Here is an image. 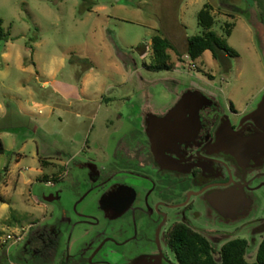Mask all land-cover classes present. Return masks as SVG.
I'll list each match as a JSON object with an SVG mask.
<instances>
[{"label": "rangeland", "instance_id": "1", "mask_svg": "<svg viewBox=\"0 0 264 264\" xmlns=\"http://www.w3.org/2000/svg\"><path fill=\"white\" fill-rule=\"evenodd\" d=\"M206 6L210 29L199 22ZM0 18L9 33L0 41V264H29L18 259L20 239L44 216L38 198L56 171L48 161L100 152L124 99L145 89L170 100L192 85L243 112L264 95V0H0ZM209 31L237 56L187 58L188 38ZM156 35L176 47L172 70L147 68ZM239 237L254 262L264 234Z\"/></svg>", "mask_w": 264, "mask_h": 264}, {"label": "flooded vegetation", "instance_id": "2", "mask_svg": "<svg viewBox=\"0 0 264 264\" xmlns=\"http://www.w3.org/2000/svg\"><path fill=\"white\" fill-rule=\"evenodd\" d=\"M140 92L123 100L100 152L61 151L58 163L48 161L56 171L44 216L20 239L19 260L182 264L179 250L193 245L185 234L208 243L216 259L241 232L251 241L264 234V149L248 142L258 102L240 112L192 85L170 100Z\"/></svg>", "mask_w": 264, "mask_h": 264}, {"label": "trees", "instance_id": "3", "mask_svg": "<svg viewBox=\"0 0 264 264\" xmlns=\"http://www.w3.org/2000/svg\"><path fill=\"white\" fill-rule=\"evenodd\" d=\"M199 22L207 29L213 27L215 19L209 6L199 12ZM8 37L9 33L5 31L3 20L0 18V41L7 40ZM187 43V55L192 60H196L207 51H211L216 59L219 58L221 53L237 56L236 52L228 47L226 41L212 31L205 35L190 37ZM153 47V63L148 65L147 68L158 71L172 70L174 66L170 63V51L176 48L172 41L164 35H156L153 37ZM3 152L4 148L0 141V154ZM183 237L193 245L179 250L182 264H264V239L259 244L255 261L250 262L247 259L248 242L246 239L238 238L229 241L220 252L221 259H216L208 243L204 241L199 243L198 237L190 234H185ZM192 238L194 239L193 242L191 241Z\"/></svg>", "mask_w": 264, "mask_h": 264}, {"label": "water", "instance_id": "4", "mask_svg": "<svg viewBox=\"0 0 264 264\" xmlns=\"http://www.w3.org/2000/svg\"><path fill=\"white\" fill-rule=\"evenodd\" d=\"M258 105V109L252 116V119L256 122L258 131L255 135L248 139V142L252 144L249 145V147H252L253 149L260 148L261 150L264 149V95L258 101ZM38 199L42 200L43 197Z\"/></svg>", "mask_w": 264, "mask_h": 264}, {"label": "built area", "instance_id": "5", "mask_svg": "<svg viewBox=\"0 0 264 264\" xmlns=\"http://www.w3.org/2000/svg\"><path fill=\"white\" fill-rule=\"evenodd\" d=\"M187 58L191 59L188 55ZM193 61V60H192ZM191 68H195L196 64L194 62H192L191 64H189ZM8 239H12V237L8 238Z\"/></svg>", "mask_w": 264, "mask_h": 264}]
</instances>
